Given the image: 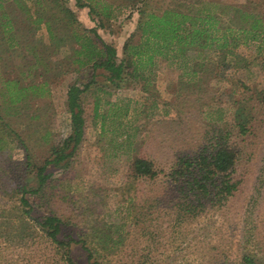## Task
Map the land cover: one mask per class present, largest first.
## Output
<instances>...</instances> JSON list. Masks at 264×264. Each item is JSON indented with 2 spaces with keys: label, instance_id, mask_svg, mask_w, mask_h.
<instances>
[{
  "label": "rangeland",
  "instance_id": "obj_1",
  "mask_svg": "<svg viewBox=\"0 0 264 264\" xmlns=\"http://www.w3.org/2000/svg\"><path fill=\"white\" fill-rule=\"evenodd\" d=\"M8 1L11 14L23 18L20 6ZM52 1L25 0L33 16L18 23L23 46L8 56L3 53L7 63L0 64L3 75H24V83L49 81L48 94L29 91L17 102L30 103L24 107V116H11L8 121L36 158L46 157L50 147L71 131L67 108L70 85L91 83L82 93L87 119L82 144L71 168L54 172L56 178H63V184L39 200L38 212L51 207L62 218L70 219L64 231L77 238L94 220L109 222L114 229L122 224L126 240L104 259L105 264H240L245 251L264 258V107L258 101L254 131L231 138L238 150L234 170L238 187L233 194L223 200L204 199L201 211L192 216L179 211L182 197L167 177L180 155L197 154L217 128H232L243 90L255 97L264 96V41L238 46L241 66H235L231 57L222 63L210 52L206 56L212 59L213 69L195 75L156 56L148 66L152 81L147 90L133 84L104 91L102 69L93 74L92 69L83 70L74 60L73 46L77 43L64 13L51 8ZM60 1L85 27L115 44L122 56L123 43L136 26L137 14L133 5H118L131 0H78L96 4L99 12H110L113 16L104 24L97 12L80 6L77 0ZM175 4L182 10L191 4L195 9L207 6L220 14L224 25L230 19L232 24H239L232 7L245 4L264 25V0H152L151 10L161 11ZM39 15L60 20L59 41L51 39L46 22L35 20ZM244 60L246 67L242 66ZM30 64L35 67L29 72ZM3 86L0 80L1 112L10 101V90ZM7 148L12 161L24 159L25 149L13 138ZM137 156L152 159L158 177L131 184L130 163ZM10 202L0 191V208ZM1 214L0 210V264H66L42 232L35 229L24 233L18 221L11 218L9 226ZM86 255L82 247L73 251L78 264H90Z\"/></svg>",
  "mask_w": 264,
  "mask_h": 264
},
{
  "label": "trees",
  "instance_id": "obj_2",
  "mask_svg": "<svg viewBox=\"0 0 264 264\" xmlns=\"http://www.w3.org/2000/svg\"><path fill=\"white\" fill-rule=\"evenodd\" d=\"M13 1L20 6L24 17L19 19L11 14L6 7L9 1L0 0V64L7 63L5 58L3 60V53L8 56L23 46V37L18 33V23L21 20H32L33 16L25 0ZM60 2L53 0L51 8L55 7L58 12L64 13L66 26L77 43V46H73V58L81 69H92L93 74L102 69L104 80L101 89L104 91L133 84L141 85L143 90H147L152 81L148 66L153 64L156 56L170 60L183 72L189 73L188 75H195L213 69L210 66L212 59L206 56L210 52H214L222 63L231 57L235 59V66H241L243 57L237 52L238 46L241 43L264 41L262 19L245 4L232 7L236 17L240 19L239 24H232L230 19L228 25H224L220 14L207 6L195 9L191 4L186 10H182L178 2L161 11H155L151 10L152 0H131V3L118 5V8L133 5L136 11L133 13L137 14L136 26L127 35L120 57L115 44L102 39L95 29L85 27L72 9ZM77 3L89 7L91 12H97L101 24L113 16L104 10L97 11L94 3L78 0ZM203 3L207 4L206 1L200 2ZM35 20H43L48 24L53 41L61 39L58 18L47 19L39 15ZM29 66L30 72V68L35 67V64ZM242 66L246 67L245 60ZM3 73L0 70V80L4 84L3 87L10 90V101L5 106V112H1L0 106V191L11 202L0 208L1 217L6 223L10 222L11 218L18 221L19 228L24 233L35 232V229L42 232L66 264H78L73 258V251L77 247H82L87 252L86 257L90 264H105L104 259L106 261L107 257L115 252L116 247L126 240L127 234L122 224L114 229L109 222L94 220L89 230L82 232L81 237L77 238L64 231V228L71 224L70 219L62 218L51 207L45 212H38V206L41 204L39 200L47 195L51 196L54 187L63 184V178H56L54 172L58 169L68 171L82 144L87 121L82 93L91 83H85L83 86L77 83L70 85L67 108L71 131L61 142L52 145L48 155L41 159L30 152L25 138L15 132L8 121L12 120L11 116H24V107L30 103L22 105L17 102L29 91L34 90L40 96L48 94L49 81L45 78L40 82L24 83V75L22 78L8 77ZM245 89L249 88L245 86ZM243 91L242 97L237 101L232 128H217L197 154L180 155L167 174L168 180L174 182L176 193L182 197L180 212L193 216L201 211L205 204L204 199L215 197L223 200L238 187V181L234 177L238 150L231 144V138L251 134L255 129V102L258 101V105L264 107V96L255 97L249 90ZM97 107L98 105H95L96 112ZM232 129L236 131L232 132ZM10 138L25 149L22 161L11 160L12 156L7 148ZM158 175L159 171L152 159L140 156L132 159L128 175L131 184H138L142 179H154ZM137 184L133 188H137ZM8 224L10 226L11 223ZM241 259L240 264H264V258L247 251L242 253Z\"/></svg>",
  "mask_w": 264,
  "mask_h": 264
}]
</instances>
